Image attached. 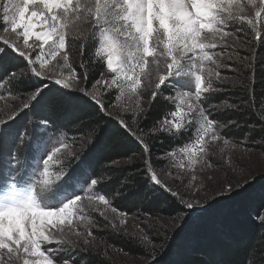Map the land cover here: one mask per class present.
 <instances>
[{"label": "snow or ice", "instance_id": "obj_1", "mask_svg": "<svg viewBox=\"0 0 264 264\" xmlns=\"http://www.w3.org/2000/svg\"><path fill=\"white\" fill-rule=\"evenodd\" d=\"M0 19L5 34L0 36V99L7 93L20 101L7 119H0V264H76L62 254L79 248L81 239L87 251L94 234L80 231L77 222L92 223L86 216L89 209L116 231L150 247V264H161L150 235L141 230L137 237L123 228L128 214L100 190L110 177L94 164L96 145L104 126L113 122L116 146L131 139L141 149L147 180L184 208L197 207L198 200L187 199L161 178L182 179L179 173L173 177L171 171H157L152 146L167 136L174 146L157 159L193 171L196 164L212 167L206 159L210 143L229 145L224 130L238 122L219 120L211 104L219 91L214 81L227 79L221 77L216 49L233 36V26L247 32L244 23L253 39L264 43V0H0ZM70 29L77 39L83 37L79 69L70 63V48L77 46L67 39ZM73 92L92 109L87 125L80 119L57 123L43 116L37 124L31 118L43 105L71 104L77 99ZM160 100L165 101L161 114L147 123ZM221 107L243 111L227 101ZM69 126L80 134L78 147H71L67 137L59 146L52 143ZM252 127L264 132V111ZM26 139L32 155L22 161L18 150ZM135 155L111 165L133 164ZM53 163L60 167L54 170ZM196 179L193 174L191 181ZM191 181L185 188L194 187ZM232 190L231 183L223 186L226 193ZM109 209L120 218V227L106 214Z\"/></svg>", "mask_w": 264, "mask_h": 264}, {"label": "trees", "instance_id": "obj_2", "mask_svg": "<svg viewBox=\"0 0 264 264\" xmlns=\"http://www.w3.org/2000/svg\"><path fill=\"white\" fill-rule=\"evenodd\" d=\"M252 42L254 52L249 67L240 76L238 87L215 93L211 97V104L227 101L240 105L243 111L222 110L215 116L222 121L234 119L238 122V126L233 125L224 130L229 140L247 141L250 142L248 145L251 147L258 148V143H262L260 138L264 136V132L259 129L254 130L252 125L258 123V114L264 111V43L255 39ZM91 50L92 46L89 45V51ZM7 65L8 61L5 60L4 66ZM72 95L77 99L71 104L55 108L52 105H43L38 115L31 118L37 124L40 123L39 117L43 116L57 123L80 119L87 125L91 119L89 114L92 109L88 102L79 98L81 95L79 92ZM242 101L253 107H246L241 103ZM163 104H165L163 100L155 104L149 113L147 123H151L161 114ZM20 123L22 127L26 124L25 121ZM27 127L30 131L31 125ZM104 127V135L94 151V164L98 170L104 169L105 174L110 177L106 183L102 181L103 186L100 190L109 194L114 206L128 215L138 212L151 216H175L184 212V208L175 198L147 180L144 165H111L112 160L123 161L134 153H136L134 158L142 161L141 149L131 139L122 141L116 146L113 140L115 136L113 122H108ZM83 131L86 133L87 129ZM65 134L70 138L80 139L76 127L69 126ZM29 139H26L24 145L19 148V154L27 153ZM173 146V142L167 136L162 141H155L152 146L153 158L162 155ZM22 156L25 157V154ZM157 162L154 164L155 167H158ZM260 180H263V183L255 190L245 193L238 190L232 195V201L228 202L225 199L222 202L223 206L219 205L220 207L214 211L198 216L191 226L185 227L183 233L180 235L176 233L167 240L161 250V256L157 257L161 264H261L264 258V222H262L264 219H261L264 212V179ZM116 190L120 191L119 196L113 195ZM100 236L107 244H112L122 252L134 255L143 252L135 243L126 240L123 236L107 232L100 233ZM86 258V264H108L100 261V258L92 253L86 254Z\"/></svg>", "mask_w": 264, "mask_h": 264}, {"label": "rangeland", "instance_id": "obj_3", "mask_svg": "<svg viewBox=\"0 0 264 264\" xmlns=\"http://www.w3.org/2000/svg\"><path fill=\"white\" fill-rule=\"evenodd\" d=\"M2 27L3 21L0 19V29H2ZM244 27L248 30L247 32L240 31L239 25L233 26L231 29L233 36L226 37V42L218 44L216 51H220V56L218 59L223 65L219 71L221 73V77H227V79L222 80V82L214 81L216 87L219 88V91L216 93H222L228 89L232 90L235 87H238L240 76L242 75L243 71L249 67V62L254 52L251 46L253 44L252 41H254V39H252L254 34H249L251 29L246 23H244ZM2 35L5 34L0 31V36ZM7 35L12 36L10 32ZM76 35L77 34L72 32L70 29L67 39L68 41L77 45L76 47L70 48V63L79 69L81 56L78 45L81 43L83 37L77 39ZM65 72H67V70H65ZM5 96L6 99H0V119H7L8 117L6 113H10L13 110V107L18 106L20 103L19 100L10 99L11 97H8L7 93H5ZM222 103L212 104L215 106L214 115L218 111H222ZM145 106H147L146 101ZM67 135L64 133L63 135L56 136L52 143H54L56 146H59V142L67 137V142L71 147H78L79 139H77L76 143H74L73 138H70V136L68 137ZM232 142L234 141L230 140V143L227 146L223 145L222 141L215 142L214 144L210 143V150L206 159L211 162L212 167H208L207 163L196 164L193 171L177 169L170 166V161L157 159V157L164 156L166 152L162 155H156L153 158V163L155 164V162L158 161V167H156L157 171L160 169L171 171L173 177L179 173L182 179L174 180L172 177L164 175H162L161 178L164 179L174 190H179L180 193L187 199L198 200L199 205L194 209H187L184 208L182 204H180L184 208V212L182 211L175 216H151L140 214L138 212L134 213L133 215H127L126 217H123V219H125V225L123 228H126L129 233L137 234V237L141 230L148 233L150 238L155 242V247L157 249L155 255L157 258L159 257L165 242L171 239L176 233H178V235L183 233L185 227L191 226L198 216L204 215L210 211H214V209L220 207L219 205L223 206L222 202H224L225 199L228 202L232 201V195L235 192H238V190L244 191V193L255 190L263 183V180L261 181L260 179H264V143H258V148H254L248 145L250 142L247 141L235 142L238 145L237 147H232ZM221 148L224 149L223 152L220 151ZM249 149H251V151H249ZM50 150L51 144L48 148V151ZM24 154L25 157H31L32 155L29 148L27 149V153ZM24 154H19V157L22 161L25 158L22 156ZM60 163H66V161H61ZM186 163L187 161H185V164ZM133 164L143 165V161L138 158H134ZM122 165L127 166L131 164L121 163L120 166ZM42 167L43 166L41 162V169ZM51 167L55 170L60 167V164L53 163ZM241 167L247 168L249 171H241ZM249 173H251V176ZM193 174L197 177L195 181H191V176ZM209 177H211V179ZM230 177L233 179H229ZM252 177H255V179ZM245 180L249 181V183L245 184ZM189 181H191V183L194 185L193 188H185L184 185ZM228 183L233 185V190L231 193H226L223 191V186ZM237 183H240L242 187L237 188ZM196 188L200 189L198 193L196 192ZM262 213L263 216L261 219L263 220L264 212ZM106 214L114 219L117 227H120V218L115 217L114 214L111 213L110 209ZM86 216L91 219V224L88 223V220L78 221L77 223L80 231L84 232L85 234L90 231L94 234V237H89L91 243L87 246V251L82 250L85 246L83 245L81 239L79 248H77L75 251H67L62 255L72 257L75 262L77 261L76 264H86V254L88 253L95 254V256L100 258V261L102 260L108 264H150V247L145 248V246L139 244L138 238L133 239L132 236L125 235L123 231H116L111 227V225L108 224L107 221L103 219V217L99 215V213L92 211V209L88 210ZM103 232L123 236L126 240L128 239L135 243L140 248V250L143 251L141 252L142 254L134 255L125 253L114 247L112 244H107L106 241L100 236V233ZM71 239L75 240L77 238L72 236ZM55 246V243L50 245V247ZM65 247L67 248L68 246L65 245ZM105 252L107 255H105Z\"/></svg>", "mask_w": 264, "mask_h": 264}]
</instances>
